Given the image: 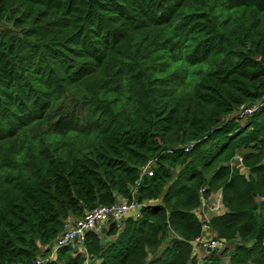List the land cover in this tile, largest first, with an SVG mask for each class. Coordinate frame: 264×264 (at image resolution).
<instances>
[{
    "label": "trees",
    "instance_id": "trees-1",
    "mask_svg": "<svg viewBox=\"0 0 264 264\" xmlns=\"http://www.w3.org/2000/svg\"><path fill=\"white\" fill-rule=\"evenodd\" d=\"M38 259L264 264V0H0V264Z\"/></svg>",
    "mask_w": 264,
    "mask_h": 264
},
{
    "label": "built area",
    "instance_id": "built-area-1",
    "mask_svg": "<svg viewBox=\"0 0 264 264\" xmlns=\"http://www.w3.org/2000/svg\"><path fill=\"white\" fill-rule=\"evenodd\" d=\"M253 114V109H245L240 118H247ZM152 175V173H149ZM203 191V190H202ZM139 205L135 200L131 203L123 202L113 206H98L95 209L86 212L81 218L73 221L67 225L65 232L59 238L55 252L62 247L68 245H81L85 242L86 235L90 231H101L106 224L114 222L121 225L128 217H137L139 213ZM224 211L221 204L220 194L215 195L211 199L204 201L201 208L198 210L199 215L203 218L204 222V236L197 240L201 250L205 253L218 252L223 249L224 242L214 238L210 234L209 221L212 216L220 214ZM42 259H38L33 264H43Z\"/></svg>",
    "mask_w": 264,
    "mask_h": 264
},
{
    "label": "rangeland",
    "instance_id": "rangeland-1",
    "mask_svg": "<svg viewBox=\"0 0 264 264\" xmlns=\"http://www.w3.org/2000/svg\"><path fill=\"white\" fill-rule=\"evenodd\" d=\"M197 254H198V255H200V257H201V258H203V257H204L203 255H205V254H203V253H202V251H201V250H198V251H197Z\"/></svg>",
    "mask_w": 264,
    "mask_h": 264
}]
</instances>
